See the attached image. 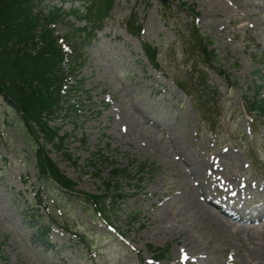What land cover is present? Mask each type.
<instances>
[{"label": "rangeland", "instance_id": "374dc122", "mask_svg": "<svg viewBox=\"0 0 264 264\" xmlns=\"http://www.w3.org/2000/svg\"><path fill=\"white\" fill-rule=\"evenodd\" d=\"M84 1L89 0H42L36 9L83 13ZM114 2L88 40L81 19L64 18L52 25L68 52L77 48L70 62L77 59L80 66L75 79H68L64 103L51 123L69 138L62 152L45 147L79 194H106L107 219L81 195L38 182L37 141L0 96V264H188L182 258L195 244L201 264H264L262 226L226 228L218 221L193 220L195 213L187 211L165 232L153 230L152 222L161 204L179 209L190 197L182 159L210 166L221 154L218 179L244 182L255 194L250 202L259 201L264 120L249 114L248 104L264 99V0H175L168 7L160 0ZM131 15L139 34L126 29ZM191 22L216 51L219 62L213 68L182 54ZM144 42L158 51L157 69L143 54ZM194 66L204 69L219 94L216 108L209 105L210 121L197 110ZM104 157L128 168L127 176L112 180L123 196L115 206L114 189L105 190L111 174ZM142 163L157 169L140 173ZM38 192L44 206L39 214L50 227L47 239L23 213L24 207L36 208ZM253 248L261 250L257 260L250 255ZM155 250L165 251L162 261H153Z\"/></svg>", "mask_w": 264, "mask_h": 264}, {"label": "trees", "instance_id": "16d2710c", "mask_svg": "<svg viewBox=\"0 0 264 264\" xmlns=\"http://www.w3.org/2000/svg\"><path fill=\"white\" fill-rule=\"evenodd\" d=\"M42 0H0V96L5 103L14 110L28 132L35 138L36 174L38 182L50 185L68 194H79L75 182L66 177L51 160L46 145L51 146L59 152L69 138L68 134L60 133L61 129L51 125L55 121L62 104L64 103V88L70 79H75L76 70L80 62L71 61L76 55L77 48L72 53L62 47L59 38L55 35L53 24L69 16L74 19H82L85 22L82 29L85 39L90 38L91 33L99 29L102 22L107 19L112 11L114 0H89L84 1V12L71 10L64 12L54 7L46 13L36 7ZM164 7L175 0H160ZM190 10V9H189ZM192 10H190V13ZM189 34L183 39L182 53L185 57L200 59L206 67H212L218 63L217 54L210 49V43L198 32L195 23L188 25ZM126 29L131 34H139L140 26L137 25L135 15H131L126 22ZM83 40L84 43L86 40ZM142 50L152 68H158L157 49L149 43H142ZM73 54V55H72ZM72 55V56H71ZM69 63L68 69L65 64ZM194 77L192 92L196 95L197 110L204 121H210L207 117L212 109L216 108L219 94L207 82V73L194 66ZM221 73V71H219ZM69 79V80H68ZM76 85L81 86L80 81ZM176 86L189 95L182 83ZM72 87V86H71ZM69 109L77 114L78 109L70 105ZM249 111L257 113L264 119V99L249 103ZM42 140V142H38ZM85 144V140H81ZM68 160L70 156L64 154ZM103 163L110 166V179L105 182V190L114 189L112 206H115L123 198L120 188L112 180L119 176H127L128 168H118L108 158H103ZM156 166L142 163L138 165V172L153 173ZM96 175H99L97 173ZM115 185V186H114ZM96 211V214L107 219L105 207L106 194L91 195L79 194ZM34 202L36 208L24 207L23 213L36 229L42 239H47L49 227L45 226L39 214L42 208V199L38 192ZM81 240V239H78ZM82 241V240H81ZM156 262L164 258L165 251L155 250Z\"/></svg>", "mask_w": 264, "mask_h": 264}, {"label": "bare ground", "instance_id": "6f19581e", "mask_svg": "<svg viewBox=\"0 0 264 264\" xmlns=\"http://www.w3.org/2000/svg\"><path fill=\"white\" fill-rule=\"evenodd\" d=\"M221 158V154H217L218 162L210 166L182 159V174L185 184L189 185L190 197L184 207L179 209L176 206L171 207L168 202L161 204L158 207V217L152 219L155 223L153 230H171L177 224V219L182 218L186 211L195 213L191 216L193 220L201 217L208 224L218 221L226 228H248L246 224L254 225L252 228L264 227V189L257 191L256 198H260L259 201L250 202L255 194L249 191L247 184L234 178L218 179L219 166L223 164L220 162ZM174 211H177V214H173ZM195 246L197 247L185 251L182 258L184 262L202 263V257H195L196 254H201L199 246ZM260 251L259 248L250 249V255L257 260Z\"/></svg>", "mask_w": 264, "mask_h": 264}]
</instances>
